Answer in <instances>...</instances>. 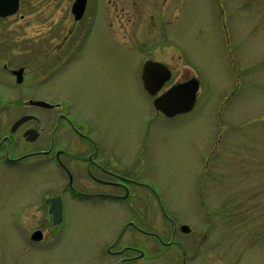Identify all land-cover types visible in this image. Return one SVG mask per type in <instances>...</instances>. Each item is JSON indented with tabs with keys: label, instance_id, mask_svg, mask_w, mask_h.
<instances>
[{
	"label": "rangeland",
	"instance_id": "obj_1",
	"mask_svg": "<svg viewBox=\"0 0 264 264\" xmlns=\"http://www.w3.org/2000/svg\"><path fill=\"white\" fill-rule=\"evenodd\" d=\"M66 2L20 0L16 14L0 19V68L2 61L27 67L20 88L0 69V138L18 116L40 113L45 144L49 112L21 102L69 98L72 113L100 120L98 134L112 152L117 147L122 171L134 160L131 177L153 186L156 196L131 184L132 201H150L161 217L159 200L177 220L200 224L195 232L211 239L207 264H264V0H89V15H99L90 40L94 49L102 42L100 53L91 50L55 84L38 86L50 63L37 71L35 57L55 32L65 35L57 21ZM146 58L171 68L165 87L197 79L192 112L156 114L140 80ZM15 138L11 157L41 145ZM55 177L49 158L8 165L0 151V264H114L105 247L127 206L69 197L54 226L45 199L58 189ZM35 230L41 242L30 239Z\"/></svg>",
	"mask_w": 264,
	"mask_h": 264
},
{
	"label": "flooded vegetation",
	"instance_id": "obj_2",
	"mask_svg": "<svg viewBox=\"0 0 264 264\" xmlns=\"http://www.w3.org/2000/svg\"><path fill=\"white\" fill-rule=\"evenodd\" d=\"M53 2L56 4L59 0H53ZM74 2L75 0H68L65 3V14L62 13L63 15L58 17L57 22H61L58 27L62 29L65 27V35L58 40L60 33L55 32V41L50 42L49 50L35 57L34 64L37 71L43 70L50 63L46 72L39 73L38 86L46 85L48 82L55 84L64 71L66 72L70 66L84 59L91 50L95 54L100 53L102 42L100 47L94 49L92 43L95 41L90 40L95 34V24L99 20V15H89L90 4L89 0H86L84 13L76 19L73 13ZM78 32L80 34L78 39L72 40ZM116 47V44L108 45L113 52ZM147 60L165 64L151 58H146L143 63ZM0 69L12 76L17 88L24 83L27 72V67L24 65L9 68L8 62L2 61ZM20 69H22L21 81L17 83L15 72ZM165 85L160 93L168 88ZM57 95L52 94L51 99L29 98L21 102L22 108H35L41 112H49L51 125L48 141L44 144V133L47 127L44 125L45 119L42 114H22L11 123L8 133L0 138V151L4 150V161L8 165H16L29 158L50 159L56 170L55 186L58 189L53 191L55 192L53 196L46 199L59 198L62 220L65 203L67 204L69 197L77 202L92 203L94 206H117L124 203L129 215L120 219L112 244L105 247V252L115 257L114 264H164L161 259L166 260L168 264L171 262L207 264L204 262V256L208 254V250L204 246L211 239L202 238L206 237V233L195 232V226L200 224L177 220L166 212L159 200L157 205L162 214L161 217H153L152 206H149L150 201H132L131 184L148 189L155 194L153 186L149 182L131 177L134 160H130L131 163L128 161L124 166L127 168L122 171L121 160L117 158V147H113L114 152H112L98 134L99 130H103L101 129L103 125L98 118L91 119L86 114L72 113L73 102L69 98L57 97ZM30 101L43 102L49 106L31 104ZM157 114L160 113L157 112ZM24 116H31V118L11 133V126ZM30 129L35 130V139L32 142L24 137L25 131ZM18 134L25 144L41 143V145L19 156L11 157L10 149ZM155 221L156 223L158 221L159 227L154 226ZM183 225L187 227L182 229ZM113 247L114 250H111ZM174 252L176 254L170 256Z\"/></svg>",
	"mask_w": 264,
	"mask_h": 264
},
{
	"label": "water",
	"instance_id": "obj_3",
	"mask_svg": "<svg viewBox=\"0 0 264 264\" xmlns=\"http://www.w3.org/2000/svg\"><path fill=\"white\" fill-rule=\"evenodd\" d=\"M85 7V0H76L73 6V13L75 18L79 19L83 14ZM18 9V0H0V17L9 16L15 13ZM21 70L16 72L18 82L21 80ZM170 78V72L163 65L158 63L146 62L142 70V80L144 88L149 94L155 95L161 86ZM199 88V83L192 78L184 83H179L172 86L166 92L154 100V107L165 114L167 117H173L177 114L190 111L196 101V94ZM32 104H43L39 102H31ZM49 106L48 104H44ZM30 119V117H23L19 119L12 127L14 131L20 124ZM33 130H28L24 133L27 141L35 139ZM59 199H49L47 203H52L49 212L53 214V224H58L61 220V205ZM57 203V204H56ZM186 226H182L184 229ZM42 238L40 231H35L31 235V239L39 241Z\"/></svg>",
	"mask_w": 264,
	"mask_h": 264
}]
</instances>
